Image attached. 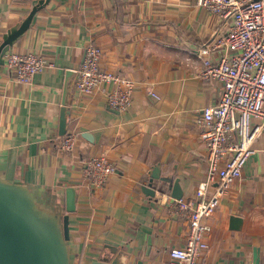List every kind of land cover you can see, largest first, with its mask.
I'll return each mask as SVG.
<instances>
[{"label":"crops","instance_id":"crops-1","mask_svg":"<svg viewBox=\"0 0 264 264\" xmlns=\"http://www.w3.org/2000/svg\"><path fill=\"white\" fill-rule=\"evenodd\" d=\"M27 19L6 52H35L52 66L22 83L0 65V184L16 192L37 222L60 228L68 214L62 245L68 264L105 256L119 264H170L169 250L183 245L187 222L165 203L173 198L169 185L177 180L180 198L191 199L205 178L196 118L221 89L199 77L196 53L227 22L195 0H0V39ZM92 40L102 50V68L134 80L132 103L119 111L99 91L78 94L74 74H67L66 125L76 135L72 150L62 152L55 140L66 72L82 62ZM254 147L208 218L200 264H264V136ZM92 154L116 165L101 185L80 172V160ZM154 168L159 177L151 196L142 187Z\"/></svg>","mask_w":264,"mask_h":264},{"label":"built area","instance_id":"built-area-1","mask_svg":"<svg viewBox=\"0 0 264 264\" xmlns=\"http://www.w3.org/2000/svg\"><path fill=\"white\" fill-rule=\"evenodd\" d=\"M211 14L227 22L218 33L199 47V77L220 84L219 96L196 118L199 138L206 150L207 170L194 190V198L165 201L185 218L187 232L183 245L169 250L170 264H200L207 251L205 234L211 229L208 218L229 186L241 176L254 142L264 136V0H195ZM102 50L92 40L85 46L82 62L74 68L71 88L78 94L101 92L108 106L127 110L132 103L134 80L126 73L100 66ZM214 54V55H213ZM3 64L12 77L28 83L33 76L51 67L35 52H6ZM150 95L157 97L152 91ZM74 128H66L56 148L69 152L74 147ZM80 172L91 185H101L115 172L116 165L104 154L80 160Z\"/></svg>","mask_w":264,"mask_h":264},{"label":"water","instance_id":"water-1","mask_svg":"<svg viewBox=\"0 0 264 264\" xmlns=\"http://www.w3.org/2000/svg\"><path fill=\"white\" fill-rule=\"evenodd\" d=\"M33 12L29 14V20ZM26 23L17 30L4 35L0 39V65L3 64V56L9 49L11 42L23 32ZM67 74H74L73 70L66 72L63 86V98L59 109L58 135L65 133L67 128V114L70 111L69 95L70 81ZM153 169L151 179L142 189L145 194L154 195L151 188L153 178L158 179ZM173 198H180L182 191L178 181L174 180L169 185ZM65 208L67 212L74 210V193L71 188L66 190ZM57 227V228H56ZM68 214H64L61 227L58 225L37 222L26 208L23 200L9 187L0 184V264H68L64 253L63 243L68 239ZM92 264H119L116 258L108 256L101 258Z\"/></svg>","mask_w":264,"mask_h":264}]
</instances>
